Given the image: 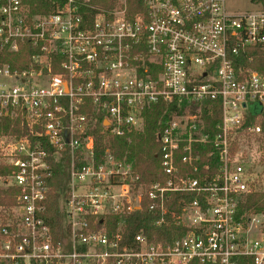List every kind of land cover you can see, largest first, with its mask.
<instances>
[{
  "label": "built area",
  "instance_id": "built-area-1",
  "mask_svg": "<svg viewBox=\"0 0 264 264\" xmlns=\"http://www.w3.org/2000/svg\"><path fill=\"white\" fill-rule=\"evenodd\" d=\"M51 1L40 13L0 0V47L32 49L30 67L0 65V119L28 128L0 134L10 168L0 187L18 190L14 205L0 204V264H264V211L252 207L264 194V9L144 0L129 18L125 1L94 13L92 0ZM160 101L187 109L158 133L165 177L147 184L132 163L96 150L94 129H142ZM204 106L220 110L213 134ZM45 143L66 165L59 235L44 217ZM144 204L154 224L177 227L174 238L125 236Z\"/></svg>",
  "mask_w": 264,
  "mask_h": 264
},
{
  "label": "trees",
  "instance_id": "trees-1",
  "mask_svg": "<svg viewBox=\"0 0 264 264\" xmlns=\"http://www.w3.org/2000/svg\"><path fill=\"white\" fill-rule=\"evenodd\" d=\"M126 3L127 16L134 18L136 15L145 11L144 0H124ZM34 12L48 13L54 11L55 7L51 0H25ZM253 3L260 5L264 9V0H252ZM93 7L88 10L91 13L98 9H112L119 5L123 6L122 0H92ZM32 49L30 45H22L18 52H8L6 48L0 47V65L9 64L12 69L20 70L31 66ZM58 71L59 68L55 67ZM186 104L177 105V103H166L160 101L152 104L144 111V126L139 130H132L123 136H114L108 132H103L104 127L101 122L96 123L94 129L96 136V150L103 153L109 148L115 157L121 161L130 162L141 175L143 183H150L155 180H162L165 176L160 166V142L158 133L162 131L166 122L174 116L185 113ZM194 105L191 110L194 111ZM91 111V110H90ZM202 119L204 130L210 134L217 131V124L220 121V110L215 109L214 114H209V110L204 106L202 109ZM24 135L28 133V128L22 126L19 118L6 117L0 119V134ZM51 156L49 158L52 164V176L48 180L49 192L45 201L46 210L44 217L53 231L59 235L62 226L61 201L63 190L66 185V165L56 156L52 147L45 143ZM10 168L0 166V175L8 176ZM18 190L14 186L0 187V204L12 206L15 203V194ZM255 203L253 209L264 211V194H254ZM140 211H135L127 217L124 227V234L132 239L139 232L146 233L153 239H172L177 233V227L170 223L169 225L154 224L155 214L150 212L146 204ZM174 206V203H173ZM116 216H111L110 221H116ZM179 234H184L186 228H181ZM196 264V263H192Z\"/></svg>",
  "mask_w": 264,
  "mask_h": 264
},
{
  "label": "rangeland",
  "instance_id": "rangeland-1",
  "mask_svg": "<svg viewBox=\"0 0 264 264\" xmlns=\"http://www.w3.org/2000/svg\"><path fill=\"white\" fill-rule=\"evenodd\" d=\"M226 2L228 9L231 11L255 10L256 8L260 7V5L253 3L252 0H226Z\"/></svg>",
  "mask_w": 264,
  "mask_h": 264
},
{
  "label": "water",
  "instance_id": "water-1",
  "mask_svg": "<svg viewBox=\"0 0 264 264\" xmlns=\"http://www.w3.org/2000/svg\"><path fill=\"white\" fill-rule=\"evenodd\" d=\"M107 124H108L107 121H105V122H104V125H107ZM158 138H160V137L158 136Z\"/></svg>",
  "mask_w": 264,
  "mask_h": 264
}]
</instances>
